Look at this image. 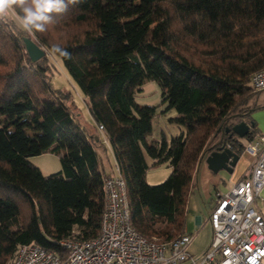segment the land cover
<instances>
[{"label":"trees","instance_id":"trees-1","mask_svg":"<svg viewBox=\"0 0 264 264\" xmlns=\"http://www.w3.org/2000/svg\"><path fill=\"white\" fill-rule=\"evenodd\" d=\"M22 38L45 56L31 62ZM53 45L70 53L53 55L103 128L97 143L47 81ZM262 69L264 0H81L54 14L43 33L0 19V264H13L21 245L63 256V240L99 234L104 176L95 146L104 140L134 230L166 244L185 235L200 157L222 144L243 152L229 129L252 123L259 92L250 77ZM145 80L177 113L170 121L183 131L169 142L147 141L155 108L134 99ZM255 133L253 123L246 141ZM46 153L59 156L60 170L45 176L29 158ZM145 156L171 168L164 181L146 183Z\"/></svg>","mask_w":264,"mask_h":264},{"label":"built area","instance_id":"built-area-1","mask_svg":"<svg viewBox=\"0 0 264 264\" xmlns=\"http://www.w3.org/2000/svg\"><path fill=\"white\" fill-rule=\"evenodd\" d=\"M250 86L253 92L264 91V69L251 75ZM243 154L255 159L251 173L215 200L207 217L210 244L198 256L187 251L194 234L166 244L148 241L134 230L125 183L114 165L115 175L103 178L104 208L95 238L63 240V256L21 245L13 264H264V216L253 206L264 188V135L255 133Z\"/></svg>","mask_w":264,"mask_h":264},{"label":"rangeland","instance_id":"rangeland-1","mask_svg":"<svg viewBox=\"0 0 264 264\" xmlns=\"http://www.w3.org/2000/svg\"><path fill=\"white\" fill-rule=\"evenodd\" d=\"M5 21H13L17 27L18 20L11 9L8 11L7 15L3 18ZM47 57L50 59L52 65L51 72L48 74L47 81L51 88L55 91L56 95L61 97L65 104L71 109L72 115L74 116L76 122H78L82 127H84L86 133H92L95 130L94 122L88 111V102L82 96L76 85L69 78L64 67L61 63L60 58L53 54H48ZM135 102L139 105L153 106L155 108V116L152 119V131L150 136L147 137V141L161 140L164 138L166 141H170L172 137L177 136L179 132V126L170 121V119L177 117V113L174 109L165 110V105L161 102L160 90L157 84L153 81L145 80L141 86V91L134 95ZM250 105L255 106V110L250 114V121L252 123L258 124L262 122L264 124V91L257 93L252 98ZM256 133L263 134L260 127H256ZM96 152L100 158L99 169L102 173L106 174L113 167V159L110 148L107 144L95 146ZM59 156L53 155L51 153H46L40 156L30 157L29 161L37 167L43 175H50L56 173L60 170V160ZM167 165L150 167L147 170V177L145 181L149 185H157L164 181L171 170H168L167 175L160 179L159 173L163 174V170L166 169ZM155 174V175H154ZM264 189V188H263ZM254 209L261 212L264 216V190L261 191L259 198L253 204ZM201 214L197 215L194 213H187L185 218V225L191 224L192 227L197 228L200 226L196 225L195 219L200 218L204 221L207 220V210L201 207ZM206 224V223H205ZM201 228V226H200ZM195 230L192 232L194 233ZM199 234L196 237L195 243L193 245V250L198 251L206 243L208 238L207 233L210 232V227L199 229ZM193 255H198L197 252H192Z\"/></svg>","mask_w":264,"mask_h":264},{"label":"crops","instance_id":"crops-1","mask_svg":"<svg viewBox=\"0 0 264 264\" xmlns=\"http://www.w3.org/2000/svg\"><path fill=\"white\" fill-rule=\"evenodd\" d=\"M94 122V121H93ZM95 125V123H94ZM255 128L260 127L262 132H264V124L262 122H259L258 124L254 123ZM179 132L181 133L183 131L182 128H178ZM260 135L262 134L261 131H259ZM90 137H92L95 142L97 143L98 138L102 139L103 134L97 129L95 125V130L92 133H88ZM165 139V136H164ZM217 141H214V143ZM240 142L245 146L247 143L246 139H240ZM97 146V145H96ZM227 146V145H226ZM208 156V152L204 154L202 159L199 160L198 165L195 169V172L192 177V186L191 191L187 199V205H186V215L187 213H194V214H201V207L205 208L207 210V217L208 213L211 211V209L214 206L215 200L226 193H228L239 181L247 178L252 170L253 164L255 162V159L250 158L243 154V152L239 155V159L236 162L235 166L233 167L231 173L225 172V171H219L217 173H213L208 169V166L205 162L206 157ZM201 158V157H200ZM113 159V157H112ZM145 162L148 166V168L152 167V160H150L148 157L145 156ZM114 160H113V167L110 169V171L106 174L102 173L104 177H109L115 175L116 171L114 169ZM148 170V169H147ZM168 170H171L170 167L166 166V169L163 170V174L161 172L159 173L160 179L164 178ZM147 171L145 177H147ZM155 175V174H154ZM264 190V189H262ZM261 213V212H260ZM262 214V213H261ZM207 219V218H206ZM196 225L200 226L197 228V231L194 227L191 226V224H188V226L185 225V233L186 234H194V238L190 245L187 248V251L190 255H193L192 252H197L198 255L205 252L210 244L211 240V228L210 232L207 233V240L203 248H201L198 251L193 250V245L195 243L196 237L199 234V229L206 228V226H209L208 220L204 221L200 218L195 219ZM195 230L194 233H192ZM194 255V256H198Z\"/></svg>","mask_w":264,"mask_h":264},{"label":"clouds","instance_id":"clouds-1","mask_svg":"<svg viewBox=\"0 0 264 264\" xmlns=\"http://www.w3.org/2000/svg\"><path fill=\"white\" fill-rule=\"evenodd\" d=\"M81 0H0V19L8 11L18 9V26L25 32H40L47 30V25L54 22V14H62L70 5H76ZM52 54L70 58V53L59 46L53 45Z\"/></svg>","mask_w":264,"mask_h":264},{"label":"water","instance_id":"water-1","mask_svg":"<svg viewBox=\"0 0 264 264\" xmlns=\"http://www.w3.org/2000/svg\"><path fill=\"white\" fill-rule=\"evenodd\" d=\"M22 42L31 62H36L45 56L44 50L41 49L38 45H36L31 39L22 38ZM252 126L253 123L241 121L239 123L234 124L229 129V131L231 135L235 136L236 138L245 139ZM226 132H228V130H226ZM205 153L207 152H204L201 155L200 159H202ZM238 159L239 155L233 152L225 144H222L221 146H218L214 149L210 148L208 150V156L206 157L205 162L208 166V169L213 173H217L219 171L231 173Z\"/></svg>","mask_w":264,"mask_h":264}]
</instances>
